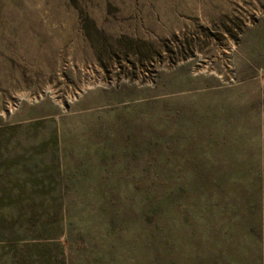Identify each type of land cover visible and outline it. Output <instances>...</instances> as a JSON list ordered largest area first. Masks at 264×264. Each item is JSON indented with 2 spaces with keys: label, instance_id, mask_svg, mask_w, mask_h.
Instances as JSON below:
<instances>
[{
  "label": "rangeland",
  "instance_id": "1",
  "mask_svg": "<svg viewBox=\"0 0 264 264\" xmlns=\"http://www.w3.org/2000/svg\"><path fill=\"white\" fill-rule=\"evenodd\" d=\"M0 264H264V0H0Z\"/></svg>",
  "mask_w": 264,
  "mask_h": 264
}]
</instances>
